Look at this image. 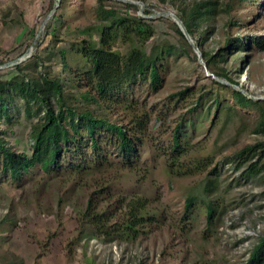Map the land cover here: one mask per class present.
Here are the masks:
<instances>
[{
  "label": "rangeland",
  "instance_id": "rangeland-1",
  "mask_svg": "<svg viewBox=\"0 0 264 264\" xmlns=\"http://www.w3.org/2000/svg\"><path fill=\"white\" fill-rule=\"evenodd\" d=\"M102 1L107 8L142 17L153 33L136 47L163 54L160 84L152 88L139 82L126 98L135 104L132 109L111 106L107 111L111 121L124 126L130 115L146 120L137 169H126L108 147L112 166L96 172L58 167L47 173L36 167L13 179L0 171V264H245L264 237V170L243 179L235 154L264 144V132H256L249 118L216 111L215 97L231 105V95L211 80L248 99L264 100V48L251 42L264 40V0ZM206 1L217 2L211 30L204 39L196 33L194 39L186 37L176 23L178 9ZM96 7L97 0H0V82H11L18 73L36 77L42 72L37 57H44L49 42L45 26L59 39H81V30L98 19ZM229 38L241 41L232 49L225 46ZM198 45L211 55L222 49L225 61L219 66L236 84L210 73ZM116 46L124 49L121 41ZM14 105H20L17 98ZM242 112L253 117L252 111ZM12 115L20 124L6 140L29 155L28 125L35 120L22 109ZM136 196L145 200L146 209L135 240L91 231L83 217L89 201L112 224L125 219L123 201ZM208 202L214 208L210 222Z\"/></svg>",
  "mask_w": 264,
  "mask_h": 264
},
{
  "label": "trees",
  "instance_id": "trees-1",
  "mask_svg": "<svg viewBox=\"0 0 264 264\" xmlns=\"http://www.w3.org/2000/svg\"><path fill=\"white\" fill-rule=\"evenodd\" d=\"M124 7L128 10L137 8L129 4ZM216 10V1H206L181 7L177 15L192 39L195 33L204 39L209 28L211 30L209 23ZM95 11L96 23L82 29L83 38L78 40L59 39L56 32L50 35L49 25H46L45 36H49V42L43 51L44 57H41L42 53L37 57L42 72L36 77L18 73L13 81L0 82V171L3 175L18 179L22 173L36 167L47 173L58 167L77 174L100 171L112 166L108 147L116 150L126 169H137L138 145L146 120L130 115L129 125L124 126L111 121L107 111L113 106L132 109L135 104L127 102L126 98L128 91L139 82L149 83L152 88L160 84L158 63L163 54L155 49L146 54L142 48L136 47L137 43L145 44L153 33L142 17L107 8L102 0H97ZM62 18L56 20V26L63 25ZM177 31L182 35L179 29ZM118 41L124 46L122 51L116 46ZM240 41V38H229L225 46L233 49ZM251 42L264 48V40L253 37ZM197 47L211 74L236 84L219 66L225 61L220 52L222 49L211 55L200 45ZM211 81L218 90H230L231 95V105H222L215 97L216 111L224 110L229 116L249 118L256 132H264V100L248 99L239 91ZM16 98L19 107L14 105ZM198 102L196 100L197 105ZM19 109L27 118L35 120L28 125L29 155L16 151L6 140L13 128L20 124V119L12 115L13 112L19 113ZM240 109L252 111L253 117ZM173 139L174 148L178 149V131ZM263 150L264 144L257 143L247 145L235 154L238 160L236 169L241 171L243 179L264 170V165H259ZM256 156L258 160L252 161ZM204 191L210 190L206 187ZM125 200V219L112 224L105 216L107 213L95 209L89 201L83 217L89 220L91 231L98 236L116 235L135 240L139 234L137 228L145 220L146 203L137 196ZM192 200L191 197L187 199V207ZM206 213L210 222L214 208L209 202ZM263 263L264 237L253 247L245 264Z\"/></svg>",
  "mask_w": 264,
  "mask_h": 264
},
{
  "label": "water",
  "instance_id": "water-1",
  "mask_svg": "<svg viewBox=\"0 0 264 264\" xmlns=\"http://www.w3.org/2000/svg\"><path fill=\"white\" fill-rule=\"evenodd\" d=\"M176 23L178 24V26H179L180 30L182 31V33H183L186 37H188L189 35L187 34V32H186V30H185L183 24H182L178 19L176 20Z\"/></svg>",
  "mask_w": 264,
  "mask_h": 264
}]
</instances>
